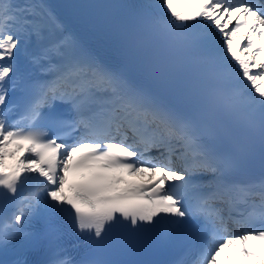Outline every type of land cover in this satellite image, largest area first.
I'll list each match as a JSON object with an SVG mask.
<instances>
[{
	"label": "snow or ice",
	"instance_id": "obj_1",
	"mask_svg": "<svg viewBox=\"0 0 264 264\" xmlns=\"http://www.w3.org/2000/svg\"><path fill=\"white\" fill-rule=\"evenodd\" d=\"M147 7L136 30L179 56L143 63L157 90L102 62L44 0H0V206L13 207L11 222L0 225V264H73L61 253L23 258L59 240L62 212L96 249L114 234L154 231L167 242L203 230L209 244L177 264H264V177L236 179L244 150L218 144L239 129L264 148V0ZM33 41L25 73L18 56ZM215 45L223 46L219 57L201 54ZM17 90L20 100L8 102ZM161 92L186 103L167 102ZM73 134L74 143L60 142ZM196 175L208 179L194 182ZM29 182L34 190L18 198ZM229 221L242 227L228 234Z\"/></svg>",
	"mask_w": 264,
	"mask_h": 264
}]
</instances>
